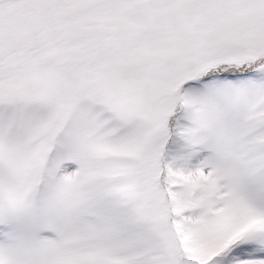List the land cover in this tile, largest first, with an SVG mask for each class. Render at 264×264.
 <instances>
[{"label": "snow or ice", "instance_id": "6c2138e0", "mask_svg": "<svg viewBox=\"0 0 264 264\" xmlns=\"http://www.w3.org/2000/svg\"><path fill=\"white\" fill-rule=\"evenodd\" d=\"M0 264H264V0H0Z\"/></svg>", "mask_w": 264, "mask_h": 264}]
</instances>
